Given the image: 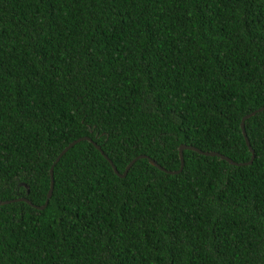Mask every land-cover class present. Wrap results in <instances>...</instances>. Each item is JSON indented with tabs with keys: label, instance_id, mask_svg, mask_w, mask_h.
<instances>
[{
	"label": "trees",
	"instance_id": "trees-1",
	"mask_svg": "<svg viewBox=\"0 0 264 264\" xmlns=\"http://www.w3.org/2000/svg\"><path fill=\"white\" fill-rule=\"evenodd\" d=\"M264 0H0V264H264Z\"/></svg>",
	"mask_w": 264,
	"mask_h": 264
},
{
	"label": "water",
	"instance_id": "water-1",
	"mask_svg": "<svg viewBox=\"0 0 264 264\" xmlns=\"http://www.w3.org/2000/svg\"><path fill=\"white\" fill-rule=\"evenodd\" d=\"M261 110H264V106L262 107H259L257 109H254L252 111H250L249 113L243 115L240 119V122H239V127H240V130H241V135L243 137V140L245 142V145L247 146V149L249 150L250 152V157L248 159V161L246 162H243V163H238V162H235L233 160H231L230 158L222 155V154H219L218 152H215V151H200L199 149L195 148V147H192V146H186V145H183V144H180L178 146V158H179V168L177 170H166L164 168H162L161 166H159L154 160H152L151 158H149L148 156L146 155H137L136 157L132 158L125 166L124 170L122 173H118V171L116 170V168L112 165L111 161L107 158V156L102 152V150L99 148L98 145H96L94 142H92V145H94V147L99 151V153L107 160V162L110 164L113 172L119 176V177H123L126 173V171L128 170V168L132 165V163L136 160V159H140V158H145L149 164L153 165L154 167H156L157 169L165 172V173H168V174H176L178 173L181 168H182V165H183V157H182V150L184 148H187V149H190L192 151H195L196 153L198 154H202V155H205V156H216V157H219L220 159L226 161L228 164L230 165H236V166H239V165H249L251 164L252 160H253V151L252 149L250 148V145L248 143V140H247V137H246V134L244 132V127H243V123H244V120L247 119L248 117L252 116L253 114H255L256 112H259ZM80 140H88V141H91L88 137L86 136H81V137H78L72 141H70L69 143H67L60 151L59 153L56 155V157L54 158V160L52 161V163L50 164L49 168H48V176H49V183H48V189L46 191V194H45V199L43 201V203L41 205H33L31 204L25 197H17V198H13V199H9V200H3V201H0V205L2 204H7V203H10V202H16V201H25L26 203H28L29 205H31L32 207H35L36 209H42L46 206V203L51 195V192H52V187H53V177H52V167L54 165L55 162H57V160L59 159V157L68 149L70 148L73 144H75L76 142L80 141Z\"/></svg>",
	"mask_w": 264,
	"mask_h": 264
}]
</instances>
